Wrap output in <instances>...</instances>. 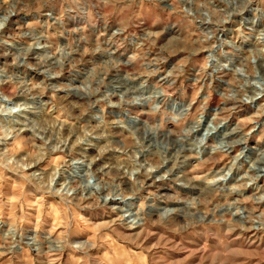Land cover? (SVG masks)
Instances as JSON below:
<instances>
[{
    "label": "rangeland",
    "instance_id": "obj_1",
    "mask_svg": "<svg viewBox=\"0 0 264 264\" xmlns=\"http://www.w3.org/2000/svg\"><path fill=\"white\" fill-rule=\"evenodd\" d=\"M262 14L264 0H0L1 148L19 162L0 158V264H264ZM234 127L239 144L208 155ZM228 167L230 195L185 184Z\"/></svg>",
    "mask_w": 264,
    "mask_h": 264
},
{
    "label": "bare ground",
    "instance_id": "obj_2",
    "mask_svg": "<svg viewBox=\"0 0 264 264\" xmlns=\"http://www.w3.org/2000/svg\"><path fill=\"white\" fill-rule=\"evenodd\" d=\"M261 18H264L263 14L260 15ZM8 18V17H3L0 19V34H1V30L3 28V26H5L6 24V21L5 19ZM264 29V25L262 27ZM7 43V42H6ZM20 45L21 44H17V45H14V44H11V50H15L16 52L17 51H23L21 48H20ZM19 53V52H18ZM257 61V60H256ZM259 61H257L258 63ZM259 66V69L260 71L262 72L261 70V65H258ZM264 74H262L261 77H264L263 76ZM2 80H0V84H1ZM264 88V87H263ZM264 94V93H263ZM156 95H159V93H156ZM262 97V96H261ZM9 100V99H8ZM8 100H6V97L0 93V104L2 103H6L8 102ZM171 109L173 110L174 109V112L177 114V116L179 117H182V114H181V110H182V106L181 105H177L176 102L174 101H171ZM7 104V103H6ZM11 104V103H9ZM7 106V105H6ZM2 112H0V148L4 145V143H6V141H8L10 139V136L12 135V131H13V120L11 119L12 116L11 115H8V116H4L1 114ZM11 114V113H10ZM24 112H21V115H23ZM13 115V114H12ZM19 116H16L15 115V120L16 118L18 119ZM18 122V121H16ZM193 125H195L196 128H199L200 126V122H195ZM224 127V126H223ZM220 127L219 126H216L214 130L216 129H219ZM59 131L61 132V134L66 137L72 135V131H67L66 129H64L62 126L59 128ZM33 135L35 133H32ZM38 134V133H37ZM238 137V131L237 129L234 127L232 129L230 128H227L224 130V132H222L221 134V141L220 143L217 142L218 146H216V148H213L210 150V152H208L207 154L208 155H214L216 154V152H220V153H223V154H228L230 151H232L233 149V145L234 144H239V139L237 138ZM41 140H44L45 141V138L42 137ZM46 142V141H45ZM202 148V147H201ZM200 148V149H201ZM55 148H52V150H54ZM259 152V151H258ZM244 153H246V148H242L241 152H240V156H243ZM260 153V152H259ZM198 154V153H197ZM94 156V155H93ZM0 158H2V160L8 164H18L19 162L13 158V157H9L7 156L6 154V151L5 149H0ZM18 162V163H17ZM21 165V164H20ZM25 166V165H24ZM35 167V166H34ZM144 167V166H143ZM22 168V167H21ZM27 168V166L25 167ZM152 169V166L149 167L148 171L146 172L145 171V176L146 177H150L152 175V172H149L151 171ZM25 170V169H24ZM145 170V169H144ZM59 172V171H58ZM36 173V172H35ZM35 173L33 174V176H35ZM144 173V172H143ZM159 173V171L157 172ZM231 173V167H228V168H225L223 170H218L217 172H213L212 174H210L209 176H207V178L205 179V181H203V186H198V185H192L190 184L189 182H186L185 184L188 185L190 187V191H195V187H199L200 191H206L208 190V188H212L214 189L215 188V185L217 184V181H220V184L226 186V192H224L225 194L224 195H230L231 194V191H232V187L231 186H227L228 183L230 182L229 179L227 178L228 174ZM59 174V173H58ZM156 175V174H155ZM153 175V177L155 176ZM173 179H175L176 181L179 180L177 177H175L173 175ZM39 180L40 181V178H37L36 181ZM50 184H52V180H50ZM67 189V186L65 185V183L60 186L59 189H55L53 190L51 188V185L49 186L48 190H53L52 192L55 194V195H58V196H61V194L63 192H65V194L68 193V190ZM197 189V188H196ZM206 189V190H205ZM216 190V188H215ZM209 191V190H208ZM206 191V192H208ZM210 192V191H209ZM208 192V193H209ZM194 193H199V192H194ZM201 193V192H200ZM199 195V194H198ZM202 195V194H200ZM133 206V204H128V208L124 211L126 213H129V218H132L131 220V226H136V225H140L141 223V217H143L144 213L143 211H141L139 208H136L135 211L131 210V207ZM158 207H161L160 209H157V207H149L148 208V214L149 216L152 214V213H156V214H159L161 217H164V216H167L169 215V213H172V211L176 210L177 209V205H174V207H168V206H161V205H157ZM170 208V209H169ZM181 209V208H180ZM200 219L204 218V216H199ZM3 223H1L0 221V229L3 228ZM9 232V231H8ZM17 237V236H16ZM18 239H20V237H17ZM21 240V239H20ZM56 247H53V249H55Z\"/></svg>",
    "mask_w": 264,
    "mask_h": 264
}]
</instances>
